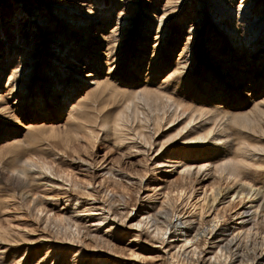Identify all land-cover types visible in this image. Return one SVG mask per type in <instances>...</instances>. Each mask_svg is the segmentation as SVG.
Wrapping results in <instances>:
<instances>
[{"label": "rangeland", "instance_id": "rangeland-1", "mask_svg": "<svg viewBox=\"0 0 264 264\" xmlns=\"http://www.w3.org/2000/svg\"><path fill=\"white\" fill-rule=\"evenodd\" d=\"M224 1L233 5L230 11L247 8L251 20L264 16V0ZM172 4L0 0V264H264V210L255 213L254 196H233L244 183L264 190V150H254L264 149V116L250 128L222 123L220 137L228 141L190 144L180 140L181 124L164 120L153 127L152 120L146 123L151 103L128 100L139 87L158 90L167 83L178 101H190L183 93L201 95L211 107L228 103L226 119L241 114L251 121L256 106L264 109V42L256 50L242 45L236 18L227 19L229 11L212 0ZM166 8L176 13L160 39L154 23ZM126 15L133 22L114 35ZM26 63L35 74L29 91L23 76L10 80L12 67ZM97 66L98 81L79 85ZM252 69L261 79L245 84ZM120 111L132 121L116 129ZM141 132L155 136L151 148ZM242 143L256 153L253 160L246 156L243 179L216 171L219 156L236 157ZM27 157L36 165L19 180L15 168ZM185 163L190 174L183 172ZM219 190L213 202L211 193ZM101 207L110 208V216L95 227ZM243 210L249 211L235 216ZM65 218L81 227L75 241L62 228ZM213 218L219 226L210 234ZM188 219V228L180 225Z\"/></svg>", "mask_w": 264, "mask_h": 264}, {"label": "bare ground", "instance_id": "bare-ground-1", "mask_svg": "<svg viewBox=\"0 0 264 264\" xmlns=\"http://www.w3.org/2000/svg\"><path fill=\"white\" fill-rule=\"evenodd\" d=\"M212 1L217 3V4H219V5H222V7L224 6V9H222V10H224L226 12L229 11L228 15L225 14L228 17L227 19L231 20L232 17L236 18L235 19L236 20V25L234 27V29H235L234 32L236 33V32H239L241 29H243V34L240 35V39L242 40L241 41L242 45H246L248 43V45H250L251 47L255 46V50H256L257 47H259V46H261L263 44V42H264V16H261L258 19L251 20V19L248 18V9L247 8H244V7H243V9L235 8L236 10L234 9V10L230 11L231 10L230 8L233 5L229 6L228 4H225L224 0H212ZM245 1L247 3H250L249 2L250 0H245ZM95 2H99V0H95ZM169 2L171 3V5H173L172 3L173 2H177V0H169ZM243 3H245V2H243ZM171 5H170V7H171ZM217 10H219V9H217ZM174 13H176V8L171 9V10L166 8L165 12L162 14V16H159L156 19L154 24H155V26L157 28V34H158L160 39L162 37V34H164L167 31V28H168V25H169V19L173 16ZM84 20H86V19H83V21H81V24L86 25L87 23ZM87 20H88V18H87ZM132 20H133L132 17L129 16V15L123 16L121 18V22H120L123 25L121 26V28L115 29L114 32L116 34H114V35L120 34L121 32H119V30L123 29L124 25L131 24L133 22ZM39 21L41 22V20H39ZM196 29H199V28H196ZM122 32H124V31H122ZM230 33H232V32L230 31ZM119 39L120 38L118 37V38H116V40L114 38L112 40L116 41L114 43L117 44ZM234 44H236V43H234ZM117 47H118L117 45L114 46L115 49H112V50H116ZM260 49H262V46H261ZM117 56H118V58H117L118 60L121 59V57H119V55H117ZM261 56L262 55L260 54L258 57H255L254 63H256V64L259 63V58ZM108 57H110V55H108ZM186 60H188V59H186ZM86 62H87L88 66H92V64L89 62V60H87ZM18 63H20V62H18ZM10 64L11 63L9 62V65ZM76 66L77 65L74 64L72 68H76ZM0 69H1V66H0ZM151 71L153 72V70H151ZM1 72H3V73H1ZM100 72H101V67H99V66L95 67L93 70H91L90 72H87L84 75V79H82V81L79 83V85L80 84L84 85L86 83V81H89L90 78H91L90 79V83L94 84L95 82L98 81L97 77H98ZM256 72H259V70L256 71ZM0 73L2 75H4L5 71H1L0 70ZM175 73H177V72H175ZM33 74H34L33 68L29 64L26 63L24 65H18V66L12 67L11 74H10L11 75L10 76V80L12 78L14 79L17 75L18 76H23L24 77V83H25V86H26V90L29 91L32 88V86L34 85L33 78H34L35 74L34 75ZM51 74H53V80L56 81L58 79V77L56 76V73L55 72H51ZM248 74H249L248 75L249 76L248 77L249 81L246 82L245 84L250 83V84L254 85L256 80L258 81L261 78L264 80V72L261 74V78L260 79L256 78L257 75H258L257 73L253 74V69H252V71L249 70ZM112 76L114 78H117L116 76H118V75L114 74ZM120 78H117V80H119ZM28 79H29V81H28ZM122 79L124 80V78H122ZM124 81H127V80H124ZM128 82H129V80H128ZM130 83L134 84V86H137V84H138L137 81H133V82H130ZM241 83H242V81H241ZM126 84H129V83H126ZM147 84L150 85L151 81H150V83H147ZM182 85H184V84H182ZM78 88H79V86H78ZM74 90H78L77 87H75ZM169 91H170V87L167 86V83H166V85L165 84L161 85V88H159L158 90L157 89L156 90L152 89V88H150L148 86L139 87V88L135 89L134 91H132V96L128 100L133 101L135 99H142V101H143L145 99L147 102L151 103L153 113H152V116L150 118H147V122L146 123L149 124V121L152 120V122H153L152 124L154 125L153 127H155L156 125H158V127H159V124L161 122H163L164 120H168V123L170 124V126H173V125H176V124L177 125L181 124L182 127H181L180 131L178 132V134H180V136H181L180 140H185V141H187L186 143L192 144V142H194V144H196L198 142V144L199 143L203 144V143H206V142H211L210 140H212V142L214 140H216V141L220 140L222 142L223 141H228L229 136L227 138V136H225V134H224L223 137H220L221 136L220 134H223L225 132L224 129L226 128V127L224 128V126H221L222 123H225V122L226 123L230 122V124L231 123H233V124L234 123L235 124L239 123V125H241L242 129L244 127L250 128L251 123H253V122L257 121V122H259L261 124V120H260L259 116H262V117L264 116V109L262 108L260 110L259 107L256 106L255 109L253 110V112H255V111L258 112V115L253 117L251 119V121L247 120L245 116H243L242 119H241L239 117V116H241V114H235V115L232 114L233 116H231L230 118L226 119L225 117L227 115L226 114H222V113H224L222 111H227V109L229 107L228 103H226V102H225V105L222 106L223 108H221L220 106H217V105H214L213 107H211V105H209L208 101L202 100L201 95L193 96L192 93H186V94L183 93V95L185 96L183 98H187V99L190 100L189 102H186V101L183 102V101L176 100L174 98L175 96H173V94L171 92H169ZM198 92H199V90H198ZM201 92L198 93V94H201ZM54 93H55L54 95L58 94L56 90L54 91ZM72 95H73V93L71 91V96ZM63 99H64V101H67L66 98H63ZM198 102L207 103V105L209 107L205 108L203 106H198V105H196ZM139 103H141V102H139ZM127 106L128 105H126V107ZM230 107H235V104H230ZM37 108L42 109L43 107L37 106V107H35V110ZM223 117H224V119H222ZM130 121H132V120L130 119V117H128L126 115L125 111H120L118 113V115H117V118H116L115 127H116V129H123L124 127L129 125ZM209 121H211V123H212L211 128H209L208 131H206L204 133H201L200 132L201 128L203 126H205L207 124V122H209ZM195 133H197L196 136H192V134H195ZM212 133H214V135L218 134L220 138H218V136L217 137L213 136L211 139H209L211 137ZM151 134H146V133H143V132H141L139 134V136L142 138L141 141L144 142V145L149 146L150 148H151V146L153 144V141H151V140L155 137V136H153V134L152 135ZM136 136H137V134H136ZM226 145H228V144H226ZM243 145L244 146H248L247 144L242 143L241 147H239L237 149L239 152L237 151V156L236 157H232V158L231 157H225L224 154H222V155L219 154L220 155L219 156L220 161L214 166L216 171H220L221 173H224L226 175V177H228V178H234V179H239V180L243 179L244 166L246 167L248 165V163H249L248 162L249 160L246 159V156L250 155L249 159H252V155H253V158H254L255 154L258 153L257 150H261V151L264 150V149L256 148V149H254L256 151V153H254V152L248 153L249 150L247 149V147H244ZM196 148H201V147H196ZM200 152H202V151H200ZM202 153L205 154L204 151ZM19 161H20V164H19V166H17L15 168V172L18 173L17 178L19 180H23L24 181L25 180L24 178L27 177L28 173L31 171L29 169L30 166L35 164V163L32 160V158H30V157H27L25 160L22 159V160H19ZM183 167H184V169H183L184 171L183 172H186L188 174H190L192 172L191 164L185 163L183 165ZM44 168L48 169L47 166H46V163H45V167ZM201 169H202V165H200L197 169H195L194 172L195 173H200ZM49 184L50 183H46V186L49 185ZM238 186H239V188L237 190L234 189L235 191H234L233 196H235V195L239 196L240 195L242 198L244 197V199L247 198V197L251 198V197L254 196V198H256L257 200L256 199H253V200L258 201V204L256 205L255 213L256 214L258 213V209L259 208H262L264 210V193H263L264 190L262 191L263 188L261 189V188H255L253 186H247L245 183L244 184H239ZM22 194L28 195L29 193L27 191H25L24 188H23ZM204 194L207 195V192H205ZM221 194H222V190H219L218 192H214L213 191L211 193L213 202L216 201ZM253 200H252V202H254ZM213 202H211L212 206H213ZM252 208L253 207L250 206L248 209L251 210ZM99 210H104V211H102L103 213H100L101 216L98 219L99 222L97 224H92L94 226L96 225L97 227L101 226V225H103V223H105L104 221L110 216L109 213H110L111 209L109 208L107 210L108 211L107 213L105 211V208L101 207V208H99ZM249 210H245V211L243 210L241 212H236L235 216L236 215L242 216L244 213L248 212ZM85 215L89 216V215H91V213L88 212V213H85ZM199 219L200 220L203 219L202 213H200ZM66 220H67L66 223H68V224H66V226H64L62 228L66 227L65 230L66 229L70 230V232H67V230H66L65 233L67 232L70 235V237L75 241L76 236H78V238L80 236L81 227H80V225L78 224L77 221H72L71 219H66ZM188 221H190V219L185 220V221H179V222H180V225H181V223H183L184 227L188 228L189 224L186 223ZM180 225L178 223H176L175 224V228L180 226ZM218 226L219 225L216 223L215 218H213L211 220V225L209 224V226H208V228L210 229L209 233L210 234L214 233L215 229ZM109 227H111V229H112L113 225H110ZM177 229H180V228H177ZM222 230H224V229L222 228ZM155 235L158 236V238H160L163 242L165 241V237H164L165 234L164 233H161V234L157 233ZM197 235H195L194 238L197 237ZM97 238H98V236H97ZM101 240H102V238L100 239V241ZM76 241L79 242L80 240L77 239Z\"/></svg>", "mask_w": 264, "mask_h": 264}]
</instances>
